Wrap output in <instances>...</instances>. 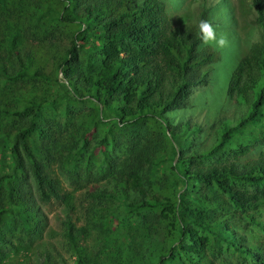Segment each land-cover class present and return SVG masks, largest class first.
Listing matches in <instances>:
<instances>
[{"label":"trees","instance_id":"trees-1","mask_svg":"<svg viewBox=\"0 0 264 264\" xmlns=\"http://www.w3.org/2000/svg\"><path fill=\"white\" fill-rule=\"evenodd\" d=\"M239 1L214 83L209 0H0V264H264V0Z\"/></svg>","mask_w":264,"mask_h":264},{"label":"clouds","instance_id":"clouds-1","mask_svg":"<svg viewBox=\"0 0 264 264\" xmlns=\"http://www.w3.org/2000/svg\"><path fill=\"white\" fill-rule=\"evenodd\" d=\"M178 2L180 0H173ZM252 5V0H247ZM242 3L239 0H209L206 20H201L198 24L199 39L202 47L211 46L215 48L220 54V60L208 66L206 69L209 70L211 78L214 73L212 72L214 67L223 58L222 55L225 51H228L230 47V37L233 34L234 41H237V37H244L249 32L251 23L257 18V13L254 7L247 9H241ZM194 8L195 7H191ZM253 9V11H252ZM171 15H176V7L171 3L169 6ZM255 12V13H254ZM243 13L245 17L243 16ZM253 14L252 21H247V16ZM241 31V33H239ZM236 47V46H235ZM245 46L241 49H237V55H243Z\"/></svg>","mask_w":264,"mask_h":264},{"label":"rangeland","instance_id":"rangeland-1","mask_svg":"<svg viewBox=\"0 0 264 264\" xmlns=\"http://www.w3.org/2000/svg\"><path fill=\"white\" fill-rule=\"evenodd\" d=\"M248 9L249 8V5L246 4V7L245 9ZM194 8H189L188 10L192 11ZM187 11V9H180L179 12L176 13V16L177 14H184L185 12ZM253 14L247 16V21H252L253 19ZM241 33V31L239 32ZM254 36L256 37L255 39V42L258 40V39H261V35L260 33L256 32L254 34ZM254 37V38H255ZM248 48L245 47V50L242 54L246 53ZM232 49L229 47L228 48V51H231ZM237 56H230V57H227V58H223L221 59V61L214 67L213 71L212 72H215L214 73V76L212 78L213 82L214 83H218L221 81H224V80H228V75L229 73L232 71V69L234 68L235 66V63L237 61ZM225 73H227V75H225ZM194 101L189 105V112H193L194 114H192L196 119L199 118V116H201V114L199 113V110H201L200 106H199V102L196 101V98L193 99ZM228 107L226 108L225 107V112L227 115H231L232 112L235 113V114H239L240 111H243L242 107L240 109V107L237 109V108H233L235 106L234 103L232 101H230L229 104H227ZM202 117V116H201ZM262 152V149L259 148L257 149L253 154H252V157H258ZM47 210L45 211V213H47V216L49 218V220L51 221V226H53L54 228H57L56 226L58 225L57 223V218L59 217L60 213H61V210L59 209L58 205H54V206H49V207H46ZM240 225H242V223H240ZM37 245H36V250L35 252L37 253L38 249H39V246L41 244V240H39L38 242H36ZM216 264H239L236 259L232 256H230L229 254H226V255H220V258H218L216 260Z\"/></svg>","mask_w":264,"mask_h":264}]
</instances>
